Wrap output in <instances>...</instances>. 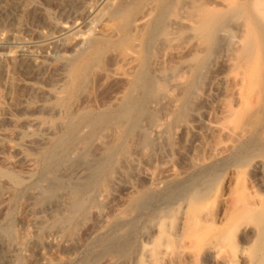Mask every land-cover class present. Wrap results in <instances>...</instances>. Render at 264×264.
I'll list each match as a JSON object with an SVG mask.
<instances>
[{"label": "bare ground", "instance_id": "6f19581e", "mask_svg": "<svg viewBox=\"0 0 264 264\" xmlns=\"http://www.w3.org/2000/svg\"><path fill=\"white\" fill-rule=\"evenodd\" d=\"M93 2L96 0H67L69 6L80 3L77 9L82 14L85 10V16H79L86 20L87 14V31L84 26L83 32L71 27L72 24L75 25L76 19L69 23L70 28L63 30L60 27L61 32L63 31L60 33L57 28L59 24L54 26V22L50 28H53L52 31H59H56L58 35H48L50 38L44 36L43 43L39 46L41 53L46 54L47 50H51L59 57L56 70L61 84L58 89L31 86V90L39 98L45 101L55 100L59 98L60 91L70 87L71 76L77 74L80 62L88 60L87 66L90 61L97 63L101 54L111 50V63L108 67L109 63L106 62L108 68H101L100 76L103 80L117 83L119 90L100 109L96 108L97 111L91 113L84 125L89 133L99 138V146L95 143V147L92 140L77 145L71 136L65 137L55 148L44 154L43 167L49 174H45L44 184L42 182L40 187V184L36 187L38 192L34 189L37 193H30L42 209L48 207L46 209L50 211L58 210L66 215L63 224L58 225L59 231L62 229L61 237L64 238H70L79 222L91 214L104 186L118 181L120 170L127 163L126 159L130 160L128 153L129 150L132 151L130 148L134 143L137 151V148L152 151L168 144L173 130L181 136L191 133L194 140L189 154L191 158L198 159L206 154L220 155L221 137L239 138L242 133H252L248 130L252 115L248 117V109H245L247 102L241 98L246 76L242 73L244 67L247 69L249 66L254 43L259 48V56L264 57V0H102L98 7ZM28 7L37 8L35 4H29L28 0H0V19L11 18L14 21L5 39H0V83L6 91L9 104L15 107L21 106V103L14 91V73L23 69L39 75L45 65L36 51L14 47L22 32ZM81 7L85 9L82 10ZM78 11L69 12H73L75 16ZM50 34L53 36L54 33ZM240 57L245 59L241 65L243 68L239 67L243 71L231 72L235 69V61L241 60ZM219 59L220 72H214L218 66L212 69V75H215L209 77L210 81L205 85L207 92L204 90L205 93L200 95L197 90L205 73ZM261 60L262 63L258 58L263 64L264 59ZM255 63L258 64L257 61ZM229 72L235 76L230 77ZM232 95H240V102L233 104L230 100ZM46 109L59 112L58 106L54 104ZM247 117L248 122L245 121ZM71 118L69 122L72 121ZM61 125L59 123L51 129H61ZM75 131L71 125L68 133ZM254 152L264 155V145L258 146ZM247 157L239 160L241 163L236 160L238 165L246 162ZM216 171L218 172L205 171L204 178L197 185L173 189L165 198V203V199L162 200L164 205L154 212L151 217L152 227L147 235H143L142 240L137 237V223L145 215L141 212L146 210L144 208L153 192L147 188L131 197L126 209L112 221L114 225L127 222L125 225L128 228L125 227V232L120 231L122 233L118 232L115 237L105 241L102 249V255L108 258L109 264H135V261H139V264H179L180 260L184 264H197V257L202 250L208 248L207 254H212L208 247L212 240L208 238L206 225L209 220L206 216L209 194L218 175ZM2 174L7 175L12 182L27 181L24 179L30 177L4 172ZM152 178L147 176L145 180L152 183ZM250 208L247 206L236 211L230 218L218 211V215L214 214V219L219 224L223 225L226 220L228 231L223 238L233 246L228 260L222 262L224 264H232L238 259L247 262V249L252 244L254 235L253 226L246 221L252 213ZM175 213L177 226L174 235L167 227L166 220ZM100 217L103 219L105 214L102 213ZM30 225L39 232L44 221L35 220ZM21 231L18 233L10 228L0 233V259L7 260L8 264H20L21 248L25 246L22 243L29 240L31 243V230L25 228ZM100 232L101 230H96L99 234L93 233V237L100 236ZM101 236L98 238H102ZM183 238H192L189 248L177 245ZM39 244L35 248L43 245L40 241ZM50 247H56V250L61 245L52 243ZM40 262L58 264L57 260L44 254L40 257Z\"/></svg>", "mask_w": 264, "mask_h": 264}, {"label": "rangeland", "instance_id": "374dc122", "mask_svg": "<svg viewBox=\"0 0 264 264\" xmlns=\"http://www.w3.org/2000/svg\"><path fill=\"white\" fill-rule=\"evenodd\" d=\"M101 1L96 0L98 4L96 2L93 3L98 7ZM28 2L29 4H35L37 8H27V16L23 20L22 32L14 47L25 51H36L38 58L45 61V65H43V69L39 72V75L25 72L23 69H18L14 73L13 77L16 82L14 91L18 101L21 103L19 107L9 104L6 91L0 83V233L10 228L17 230L18 233L25 228H28L29 231L31 230L30 232L28 231L31 243L30 240L29 242L22 243V246L23 244L25 246L21 248L20 264H41L40 257L43 254L57 260L58 264H92L93 262L95 264H109L108 258L102 255V249L106 243L105 241L115 237L118 232H123L125 227L126 229L128 228V225H125L127 222L122 225H114L112 221L116 215L126 209L127 202L131 197L137 196V194L147 188H150L151 192H153L147 207L144 208L146 210L141 212L142 215H145L141 216L142 219L140 218V221L137 223V234L139 233L137 237L138 240H142L143 235H147L152 227L151 217L156 210L164 205L168 194L172 193L173 189L176 190L185 185H197L199 180L204 178L205 171L210 170H218V172L216 171L218 175L213 183L214 186H212L209 194L208 214L206 216L209 220V223L206 225L208 238L212 240V243L208 247L212 249L209 251L213 253L209 254V256L206 251L208 248L202 250L197 257L196 263L224 264L228 260L233 246L223 238L228 231L225 224L226 220L221 225L217 219H214V214L217 213L218 215L220 213L230 218L236 211L243 210L248 206L252 208V213L248 215L250 217L246 220L254 228L252 244L247 249V262L244 263L238 259L232 264H264V155L254 152L258 146L264 145V110L262 111L264 105V68L260 67L264 66V60L263 64H261V59H264V57L262 55L259 56L260 52L256 46L257 44L254 43L255 48L251 54L253 59L249 58L250 61H248L249 66H247V69L246 67H244V71L241 69L243 68L241 65L245 62V59L244 57H240L241 60L239 62L235 59L236 66L231 71L236 70L234 71L235 73L243 71L242 74L246 75L244 77L241 98L247 102L245 109H248V117L252 115V120H250L251 127H248V130L252 133H242L239 138L233 137L234 139L227 138L226 136L221 137L220 141L218 140L221 145L220 155L214 153L206 154L198 159L191 158L189 154L194 140V135L191 133L181 136L180 133L177 135V131L173 130L169 137L170 141L168 140L169 142H167L168 144L152 151L140 150V148H137V151L135 150L136 144L134 143L133 147L131 146L130 148L132 151L129 150L130 153H128L131 156H128V158L132 159L133 162L126 159L127 163H124L123 169L121 168L119 173L120 180L118 179L116 183L114 182L115 184L104 186V191H100L101 194H99L101 196H98L93 211L79 222L77 228L69 236L70 240V238H64L63 235L61 237V234H63L62 229L59 231V226L63 224L66 215L58 210L50 211L46 209L48 207H43L42 209V206L35 202L36 200L31 197V194L32 192H38V188L36 189V187L42 182L44 184L45 178L49 174L43 167L44 154L55 148L61 140L67 136H71L72 139L76 140L77 145L86 140H92L93 144L98 143L99 138L88 132L84 127L85 122L91 113L97 111L96 108L100 109L103 104L109 101L111 95L116 90H119V87L117 83L103 80L102 76H100V74L102 75L101 68L107 69L112 60L111 50H108L104 52V55L101 54V59L98 58L97 63L90 61L89 66H87L88 60L80 62L77 74L71 76L72 82L70 87L60 91L59 98L51 101L39 98L31 90V86L35 85L44 89L57 90L61 84L58 80V71L56 70V65L59 63L57 53L47 50L46 54H43L39 48L46 36L55 37L58 35L56 34L57 30H53L54 32L51 30L53 29L50 28L51 26L53 27L51 24H54V22V26L59 24L57 28L60 33H63L61 29L70 28L71 22L77 19L74 22L75 25L72 24L71 27L74 26L76 30L83 32L88 30L87 23L89 19L86 14V23L83 17L85 16V8L81 7L84 10L83 14L81 11H78L77 8L81 5L80 3H73V6H71L72 4L69 6L67 0H28ZM70 10L74 12L78 11L76 12L78 15L74 13L75 16L77 15L76 18H74L73 12H69ZM79 14L83 16H79ZM81 18H83L82 21ZM83 20H85L84 23ZM13 22L11 18L0 19V39H5L12 29ZM82 28L85 30L82 31ZM59 31L57 32L59 33ZM50 33H54L53 36ZM258 58L261 63L258 61ZM218 61L219 63H217ZM255 61L258 63L257 65ZM106 62L109 63L108 67ZM98 64L100 67H98ZM216 66L218 68L214 72H220V59L215 60L205 73L206 75L203 77L197 90L200 95L207 92V86L205 85L210 81L209 77H214L215 73L212 75V69H215ZM240 66L241 68H239ZM257 66L258 68H256ZM253 70L255 71L254 73ZM96 71L100 73H96ZM231 72H229L231 75H228L234 77L235 75H232L233 73ZM231 97L230 100L233 104L240 102V95H232ZM53 104L58 106L59 112H50L46 109L47 106ZM85 108L86 110H84ZM75 116L76 118H74ZM248 117L245 120L247 122ZM70 118L71 122H69ZM59 123L60 125L62 123L61 129H51L55 128L54 126ZM71 125L76 130L75 133H68ZM250 125L248 124V126ZM91 137L93 139H90ZM96 144L95 147L99 146V144ZM246 148L250 153L246 151ZM119 149L121 150L120 145ZM222 149L224 150L223 153ZM245 153L248 156L247 160L239 166L238 162L241 163L239 160L246 157ZM38 159L41 160L39 161ZM3 172L24 176V178L30 177L24 179L27 181L12 182L7 175L2 174ZM147 176L153 177L152 183L146 182ZM160 202L161 204H158ZM256 203L259 204L256 205ZM158 205L161 206L158 207ZM176 206H174L175 210ZM102 213L105 214V217L100 219ZM174 217H176V213L166 220V225L173 234L174 231L176 232L177 226V220ZM35 220L44 221L42 230L38 232L37 229L38 233L34 230L36 228L30 225ZM129 221L131 222L132 219ZM28 224L29 227H27ZM122 226L124 227L122 228ZM96 230H101L100 236L102 234V238H98L100 237L99 235L96 238V234H99L96 233ZM93 233H96V236L93 237ZM39 241L44 246L41 245V247L35 248L37 245H40ZM49 243L61 245L63 249L61 250L60 247L55 250L56 247L51 248V244ZM191 243L192 238L191 240L183 238L177 245L185 249L189 248ZM67 244L68 246L66 247L65 245ZM62 245L66 247V250ZM1 259L0 264H8L7 260ZM4 261L7 262L5 263ZM180 261L182 262L183 260ZM180 261L179 264L181 263ZM135 262V264H139V261ZM181 264L184 263L182 262Z\"/></svg>", "mask_w": 264, "mask_h": 264}]
</instances>
